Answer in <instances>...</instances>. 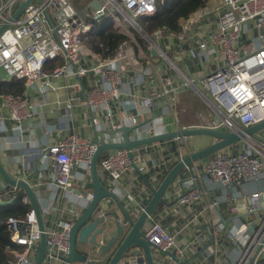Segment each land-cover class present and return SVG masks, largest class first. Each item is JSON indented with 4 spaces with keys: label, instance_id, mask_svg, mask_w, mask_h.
Masks as SVG:
<instances>
[{
    "label": "built area",
    "instance_id": "built-area-1",
    "mask_svg": "<svg viewBox=\"0 0 264 264\" xmlns=\"http://www.w3.org/2000/svg\"><path fill=\"white\" fill-rule=\"evenodd\" d=\"M27 1L0 0V26L7 23L0 33V68L8 75L5 80L20 79L25 87L33 89L46 84V78L73 76L75 81L70 87L81 95L75 94L65 105L70 107L71 101L81 99L80 103L89 107L92 113L104 111L111 118L112 102L119 98L122 77L132 63V44H137L140 36L184 80L182 85L195 89L212 113V117L200 127L239 133L264 120V0H208L206 5L180 21L177 39H182L191 28L196 29V48L206 67L209 68L211 59L216 62L219 58V63L198 79L186 76L158 46L157 37L167 31L165 28L147 34L138 22V18L152 15L162 0H32L10 21L15 10ZM93 2H97V7L92 6ZM104 19L110 21L117 32L126 35L128 41H123L113 56L85 65L84 40L93 36L95 22ZM60 57L64 60L61 65L49 74L43 70L49 60ZM88 73L101 76V85L94 84L90 90L84 91L81 79ZM166 84L169 91L177 88L168 79ZM144 102L146 106L152 105V95L144 97ZM0 106L18 130L34 113V106L27 96L0 95ZM92 122L97 123V117H92ZM131 122L135 128L130 138L151 135L143 132L142 120L132 116ZM120 127L114 122L110 127L114 138L119 140ZM95 149V143L75 132H67L34 152L37 169L44 171L50 164L53 167L49 183L53 196L66 198L73 207V217L45 227L47 238L43 264H75L66 260L69 231L78 209L86 208L92 199V192H87L85 185ZM137 160L134 156L135 163ZM199 161L204 178L224 187L259 181L264 174V128L245 134L233 146ZM129 168L130 160L124 149L113 150L97 165L112 184ZM76 182L81 186L77 188ZM36 187L35 184L32 189L37 197L39 189ZM206 193V189L197 185L192 177V184L178 194L177 204L181 207L192 205L203 199ZM262 197L264 192L258 189L246 195L245 204H240L237 198L230 200L229 212L244 219V235L234 228L227 230L228 235H212V251L214 254L224 252L226 258L222 260L225 264H248L252 257L251 264H264ZM16 198L12 196L10 201ZM22 202H26L25 197ZM208 207L217 208L218 201L211 200ZM99 209L95 211L96 216L102 214ZM150 222L143 234L152 251L164 255L161 264H190V242L178 244L176 236L170 234L161 221L150 217ZM6 227L12 244L8 249L7 264H34L40 238L34 210L30 208L23 216L8 217ZM223 227L219 223L216 232ZM227 242H232L230 249L226 248ZM98 243L100 246L103 241L98 240ZM89 255L86 253L85 260L77 264H96ZM126 262L146 264L144 260L136 263L132 258Z\"/></svg>",
    "mask_w": 264,
    "mask_h": 264
},
{
    "label": "crops",
    "instance_id": "crops-1",
    "mask_svg": "<svg viewBox=\"0 0 264 264\" xmlns=\"http://www.w3.org/2000/svg\"><path fill=\"white\" fill-rule=\"evenodd\" d=\"M197 33L196 29L191 28L182 39L178 40L179 32L164 31L156 40L158 46L173 63L186 76L194 79H198L209 68L213 69L219 63V58H217L216 62L214 59L210 60L209 68L204 65L203 57L196 48ZM139 38L137 44H132L130 51L132 63L122 77L119 98L112 102L113 115L111 118L107 117L104 111L97 114L92 113L89 107L80 103L81 99L71 101L70 107L65 105L75 94L81 95L70 87L75 81L73 76L54 79L50 77L44 81L47 85H38L33 89L25 87L23 96L29 98V102L34 106V113L31 119L24 123L21 130H18L14 123L6 117V110L0 106V160L12 177L26 180L32 188H35V184L37 185L36 188L39 189L36 197L37 203L46 228L51 227L54 222L73 217L71 213L73 207L66 198L53 196V190L49 186L53 167L50 164L44 171L37 169L38 161L34 154L36 149L58 140L67 132H75L92 143L96 139L99 143L120 142L122 134L119 131L121 139H115L110 131L111 123L114 122L121 127H132V116L142 120L140 123L143 132L145 130L151 135L200 127L212 117V113L197 95L195 89L189 85H182L184 80L177 76L170 66L150 48L149 42L143 39L140 41ZM83 51L85 65H91L97 59H104L94 52V49L88 48L85 42ZM60 59L63 63L64 60L61 57ZM46 73L49 74V72ZM167 79L171 85L177 87L175 90H168ZM3 81L8 80L1 82ZM81 84L83 90L88 91L94 84L101 85V76L88 73V76L81 79ZM147 95H152L150 106H146L144 102V97ZM92 117H97V123L92 122ZM196 138L203 137L187 138L185 147L180 145L176 139H171L135 148L134 156L138 159L136 163L138 171L131 167L116 183L112 184L108 182L106 175L97 169L100 183L117 196L123 209L129 215L136 218L151 195L150 187L144 179L150 182L152 187H157L169 169L177 162V155L182 158L187 153L200 149L213 141V138L209 137L206 140L201 139V141L205 140L203 143H197ZM112 151L109 150L102 154L97 165ZM201 166V161L192 163L191 170L185 168L172 181L163 197L164 202L158 203L154 211L147 216L142 231L143 233L146 231L151 223L150 217H154L161 221L170 234L176 236L178 244L185 245L190 242V264H225L222 258H226V254L224 252L214 254L212 251V235H228L227 230L233 228L240 230L244 235V219L241 215L234 217L229 212L230 200L237 198L240 204H245V197L248 193L258 189L264 192V174L259 181L251 180L246 181L242 186L224 187L206 180L201 172ZM196 170L200 175H196ZM192 177L197 185L206 189V196L192 205L178 206L177 196L192 184ZM86 180L85 189L87 192H92L90 171ZM80 186L81 184L76 182V187ZM20 191L22 190L6 184L0 177V205L11 204L10 198L18 197ZM23 197L26 198L25 203L29 204L26 195ZM211 200L218 201L217 208L208 207ZM51 201H53L52 206ZM99 207L102 214L95 215L96 217L105 214V210L114 211L118 219L122 221L124 215L113 199H103ZM108 218V236L106 237L109 238L115 233V226L113 217L109 215ZM219 223L224 227L216 232ZM99 240L105 243L104 239L99 238ZM103 244L94 247L90 244H79L78 252L84 255L90 253L91 260L96 264H106L115 246L102 251ZM231 245L232 242H227L226 248L230 249ZM152 252L154 264H161L164 255L156 251ZM129 253V251L125 253L117 264H126V261L131 258ZM73 263L80 262L74 261Z\"/></svg>",
    "mask_w": 264,
    "mask_h": 264
},
{
    "label": "water",
    "instance_id": "water-1",
    "mask_svg": "<svg viewBox=\"0 0 264 264\" xmlns=\"http://www.w3.org/2000/svg\"><path fill=\"white\" fill-rule=\"evenodd\" d=\"M30 1L32 0H28L26 3L21 4L11 15L10 21L14 20L20 14L23 7ZM92 6L97 7V2H93ZM6 27L7 23L0 26V33ZM133 128L135 127L122 126L118 129V131H120L122 134V140L120 142L99 143L97 139L94 141V143L96 144V149L90 161L92 199L90 200L86 208L82 210L78 209L79 213L69 231V254L66 258V260L69 262H83L85 260V255L78 252L79 244H90L93 247L98 246V240L99 238H102L105 240V243L101 247L102 251H106L112 246H115V250L106 264H117L122 256L128 251L130 252V257L134 259L136 263H140L144 260L146 264H154L153 252L150 247V243L144 237L142 227L147 219V216L154 211L158 203L164 202L163 197L170 187L172 181L177 176H179L185 168L190 167L192 163L204 159L217 151L233 146L236 142L244 138L245 134L250 135L264 128V120L248 128H245L244 132L239 133L219 131L203 127H194L177 129L171 132L153 134L142 138L132 139L130 138V134ZM201 135L213 138L212 143L195 151L189 152L182 158H179V155H177V162L169 169V171L166 173L157 187H152L150 182L144 179L146 184L150 187L151 195L147 203L145 204L144 209L136 218L129 215V213L126 212L125 209H123L122 204L117 196L112 191L102 186L100 183L97 171V162L99 160V157L109 150H126L131 167L138 171L137 164L134 162L135 148L142 147L150 143L171 139H176L180 145L185 147V140L187 138ZM0 177L4 182H6V184L21 189L25 193L31 208L34 210L38 229L40 232V238L36 257L34 259V264H43L47 235L43 216L37 203L35 193L26 180H20L12 177L7 172L1 160ZM107 198L113 199V201H115V203L121 209L124 215L122 221L118 219L117 213L114 211L107 212L105 210V214H103L102 216H95V211L99 208L101 201ZM262 200H264V197H262ZM109 215H111L114 219L113 221L115 226V233L113 234V236L108 238L106 236H108L107 230ZM252 261L253 257L250 259L248 264H251Z\"/></svg>",
    "mask_w": 264,
    "mask_h": 264
},
{
    "label": "trees",
    "instance_id": "trees-1",
    "mask_svg": "<svg viewBox=\"0 0 264 264\" xmlns=\"http://www.w3.org/2000/svg\"><path fill=\"white\" fill-rule=\"evenodd\" d=\"M207 2L208 0H162L157 4L156 11L152 15L141 17L144 32L151 34L156 29L165 28L169 32L177 33L180 31V21L206 5ZM139 40L142 41L141 38ZM123 41H128L127 36L117 32L107 19L96 21L93 36L84 40L85 45L94 49V52L102 58L113 56ZM61 64L60 58L52 59L46 63L43 70L50 73ZM24 91L25 85L20 79L14 78L7 82H0V95L11 93L23 97ZM24 195L20 191L19 196L11 204L0 205V264H7L8 249L12 247L6 219L10 216H23L31 208L30 204L22 202Z\"/></svg>",
    "mask_w": 264,
    "mask_h": 264
},
{
    "label": "rangeland",
    "instance_id": "rangeland-1",
    "mask_svg": "<svg viewBox=\"0 0 264 264\" xmlns=\"http://www.w3.org/2000/svg\"><path fill=\"white\" fill-rule=\"evenodd\" d=\"M138 22L140 23V24H142V22H141V19H139L138 18ZM139 36V35H138ZM140 37V36H139ZM141 38V37H140ZM142 39V38H141ZM8 77V75L4 72V70L2 69V68H0V79L1 80H5L6 78ZM197 137H203V138H196V142L197 143H199V142H204L205 140H206V138L207 139H209V137H207V136H204V135H201V136H197ZM201 139H205V140H202L201 141Z\"/></svg>",
    "mask_w": 264,
    "mask_h": 264
}]
</instances>
